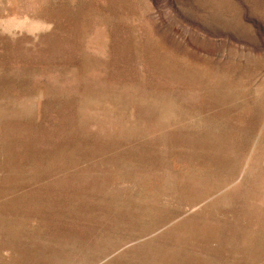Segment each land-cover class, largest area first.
Instances as JSON below:
<instances>
[{
    "label": "rangeland",
    "instance_id": "1",
    "mask_svg": "<svg viewBox=\"0 0 264 264\" xmlns=\"http://www.w3.org/2000/svg\"><path fill=\"white\" fill-rule=\"evenodd\" d=\"M0 264H264V0H0Z\"/></svg>",
    "mask_w": 264,
    "mask_h": 264
}]
</instances>
